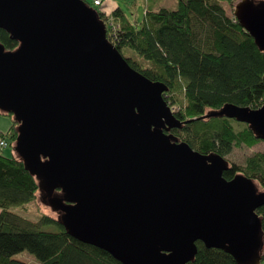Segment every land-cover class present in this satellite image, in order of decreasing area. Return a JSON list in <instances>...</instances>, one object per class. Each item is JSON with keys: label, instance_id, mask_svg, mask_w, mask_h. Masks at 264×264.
Instances as JSON below:
<instances>
[{"label": "water", "instance_id": "obj_1", "mask_svg": "<svg viewBox=\"0 0 264 264\" xmlns=\"http://www.w3.org/2000/svg\"><path fill=\"white\" fill-rule=\"evenodd\" d=\"M237 22L264 53V0H237ZM0 110L17 122L13 151L41 201L73 238L122 264H186L200 241L261 264L264 190L229 162L168 133L205 118L248 125L264 141V103H225L177 119L168 87L133 69L84 0H0Z\"/></svg>", "mask_w": 264, "mask_h": 264}, {"label": "trees", "instance_id": "obj_2", "mask_svg": "<svg viewBox=\"0 0 264 264\" xmlns=\"http://www.w3.org/2000/svg\"><path fill=\"white\" fill-rule=\"evenodd\" d=\"M101 20L111 18L118 28L108 40L127 63L152 81L166 84L163 94L174 106L179 120L196 118L225 103L258 108L264 103V53L250 34L237 22L233 5L237 0H176L175 9L147 10L138 24L132 23L121 7L103 14L91 0ZM227 4V7L223 5ZM0 43L13 50L18 42L0 29ZM0 138L12 149L4 155L0 146V264H33L15 256L27 251L37 264H122L108 252L71 237L56 215L43 213L30 220L11 210L24 207L39 197L38 183L13 151L17 122L12 114ZM168 133L203 153H217L225 159L233 148L259 143L248 125L226 117L205 118L173 128ZM254 180L264 190V151H255L242 163L229 161L223 172L227 180L236 174ZM263 234L264 204L256 209ZM197 251L186 264H238L226 251L207 248L196 241Z\"/></svg>", "mask_w": 264, "mask_h": 264}, {"label": "rangeland", "instance_id": "obj_3", "mask_svg": "<svg viewBox=\"0 0 264 264\" xmlns=\"http://www.w3.org/2000/svg\"><path fill=\"white\" fill-rule=\"evenodd\" d=\"M92 4L94 5L93 1L91 0ZM103 0H101L102 2ZM117 5H119L124 11L126 16L131 20L134 21V17L139 18L137 21H141L142 15H143V1L142 0H114ZM136 1L137 2V8L136 12L134 11L135 8L131 6V3ZM167 1L169 0H158L156 3L157 9L159 8L160 5L166 4ZM176 2V0H174ZM255 2L259 0H254ZM263 1V0H262ZM100 2V3H101ZM99 3V5H100ZM168 5V4H166ZM225 7H227L226 3H223ZM96 6V5H94ZM110 21L113 22L111 18H109L106 21V29L107 32H109V23ZM105 23V22H104ZM114 23V22H113ZM171 110L174 111L175 107L171 106ZM11 125V117L8 115H4L0 113V131L6 132L9 126ZM255 151H264V141H260L256 145L252 146L251 148L247 147H238V148H233L231 153L226 156V160L229 161H234L237 163H242L245 159L246 156L252 154ZM12 152V149L10 147H5L3 149L4 155H9ZM11 210L19 215H22L25 218H28L30 220H38L40 215L43 213L50 214L55 216L56 214L51 211L49 206L44 204L41 199L39 198L37 201H32L26 204L24 207L18 206V207H12ZM16 258L23 260L25 262L37 264V259L27 251H23L15 256ZM261 264H264V259L261 261Z\"/></svg>", "mask_w": 264, "mask_h": 264}, {"label": "crops", "instance_id": "obj_4", "mask_svg": "<svg viewBox=\"0 0 264 264\" xmlns=\"http://www.w3.org/2000/svg\"><path fill=\"white\" fill-rule=\"evenodd\" d=\"M142 1H143V4H144L142 17L145 15V13H146L147 10H157V6H156L157 3L156 2L158 0H142ZM166 4H168V5H166ZM166 4L160 5L159 8L165 7V8H168V9H175L176 6H177V2H175L174 0H169V1H167ZM136 5H137V2L136 1H134V2L131 3V6L133 8H135L134 9L135 12H136V8H137ZM116 7H120V6L117 5L114 0H103L100 3V5H98V10L100 12H102L103 14L110 15V13L112 12V10L114 8H116ZM137 20H139V18L134 17V21H131V20L130 21L132 23L138 24L140 21H137Z\"/></svg>", "mask_w": 264, "mask_h": 264}, {"label": "built area", "instance_id": "obj_5", "mask_svg": "<svg viewBox=\"0 0 264 264\" xmlns=\"http://www.w3.org/2000/svg\"><path fill=\"white\" fill-rule=\"evenodd\" d=\"M100 2H101V0H94L93 1L94 5H96V6H98ZM108 27H109V32H108L109 36L110 37H114L115 36V32H116V30L118 28V25L113 23L112 21H110ZM0 146L1 147H6L7 146L6 140L0 138Z\"/></svg>", "mask_w": 264, "mask_h": 264}]
</instances>
